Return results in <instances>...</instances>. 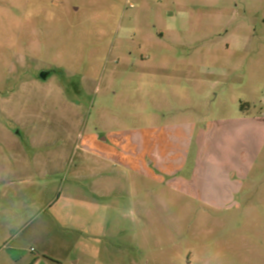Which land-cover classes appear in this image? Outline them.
<instances>
[{
	"label": "rangeland",
	"instance_id": "1",
	"mask_svg": "<svg viewBox=\"0 0 264 264\" xmlns=\"http://www.w3.org/2000/svg\"><path fill=\"white\" fill-rule=\"evenodd\" d=\"M0 264H264V0H0Z\"/></svg>",
	"mask_w": 264,
	"mask_h": 264
},
{
	"label": "crops",
	"instance_id": "2",
	"mask_svg": "<svg viewBox=\"0 0 264 264\" xmlns=\"http://www.w3.org/2000/svg\"><path fill=\"white\" fill-rule=\"evenodd\" d=\"M101 159H103V160H105V159H108V160H110V161H112V159H110V157L109 156H107V157H102ZM116 161V160H115ZM152 162L150 161V164H151ZM171 188L173 189V190H175V192H180V193H182L183 191H182V189L180 190L178 187H172L171 186Z\"/></svg>",
	"mask_w": 264,
	"mask_h": 264
},
{
	"label": "water",
	"instance_id": "3",
	"mask_svg": "<svg viewBox=\"0 0 264 264\" xmlns=\"http://www.w3.org/2000/svg\"><path fill=\"white\" fill-rule=\"evenodd\" d=\"M47 76H48V73H46V72L41 73V77H42L43 79H46Z\"/></svg>",
	"mask_w": 264,
	"mask_h": 264
}]
</instances>
